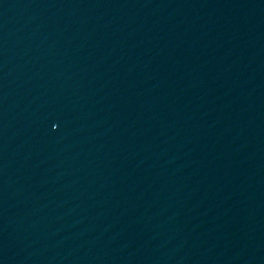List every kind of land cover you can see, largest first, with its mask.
Instances as JSON below:
<instances>
[{
    "label": "water",
    "instance_id": "obj_1",
    "mask_svg": "<svg viewBox=\"0 0 264 264\" xmlns=\"http://www.w3.org/2000/svg\"><path fill=\"white\" fill-rule=\"evenodd\" d=\"M0 264H264V0H0Z\"/></svg>",
    "mask_w": 264,
    "mask_h": 264
}]
</instances>
